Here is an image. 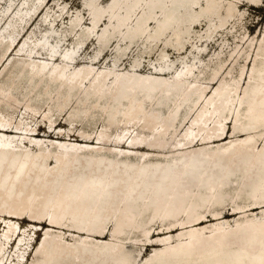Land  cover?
Wrapping results in <instances>:
<instances>
[{
	"label": "bare ground",
	"instance_id": "obj_1",
	"mask_svg": "<svg viewBox=\"0 0 264 264\" xmlns=\"http://www.w3.org/2000/svg\"><path fill=\"white\" fill-rule=\"evenodd\" d=\"M262 3L0 0V264H264Z\"/></svg>",
	"mask_w": 264,
	"mask_h": 264
},
{
	"label": "rangeland",
	"instance_id": "obj_2",
	"mask_svg": "<svg viewBox=\"0 0 264 264\" xmlns=\"http://www.w3.org/2000/svg\"><path fill=\"white\" fill-rule=\"evenodd\" d=\"M67 1H68L69 5L72 6V7L79 6L80 3H81V0H67ZM240 7L242 9L245 8V7L246 8H245V12H244L243 16H241V19L236 23V25L234 27L235 30L236 29H237V31L247 30V31H249L251 33H254V32H257L259 29H264V0H263V3L260 4V5H256L255 6V5H244V4H240ZM39 23H38V25H40V28H43L44 25L43 24L41 25V23L40 24ZM202 26L205 27L203 24H201V25H196L195 28L196 29H201ZM228 29H230V26L228 27ZM227 37H228L227 38L228 39V42L229 43H233V41H234L233 37L232 36H227ZM91 49H92V47H90L88 49V52H90ZM214 49H217V44H210L209 47H208V50H210V53ZM186 54H188V53H186ZM169 56H170V58L176 59L177 56H178V54H176L172 50H170ZM208 56H209V54L208 55L203 54L202 57L204 59H206V58H208ZM146 59H147V57H146ZM127 63H128V60L125 59V64H127ZM64 120H65V118L59 117L58 122H59L60 125H63L65 127H67V123L68 122L65 121L66 122L65 123ZM92 123L93 122H91L90 127H93V126L95 127V126H97L99 124V121L96 122V123H93L94 125ZM38 126H39L38 127L39 130H42L43 129V126H41V125H38ZM227 215L230 216L229 214H227ZM26 218H28V217H26ZM26 218L20 219V224L21 225H25L27 223V219ZM176 230L177 229H175V228H171L170 229L171 232H175ZM163 231H166V229H163L162 232ZM40 233H41V230L40 229H37L35 231V233H32L31 234L32 235V238H31L32 241L30 242V244H32V245L35 244V242L37 241V239L40 236ZM153 233H154L155 236L157 235V232L156 231H153ZM161 234H163V233H161ZM12 244H14V243H11V245ZM32 245H30V248L27 251V253L29 252L28 253V257H30L32 255L30 253L31 252ZM151 247H152V244H149V243L146 244L145 248L142 249V253H144V254L148 253L152 249Z\"/></svg>",
	"mask_w": 264,
	"mask_h": 264
}]
</instances>
